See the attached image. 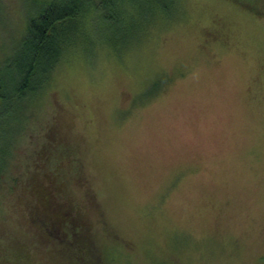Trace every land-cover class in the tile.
Returning <instances> with one entry per match:
<instances>
[{
  "label": "rangeland",
  "instance_id": "rangeland-1",
  "mask_svg": "<svg viewBox=\"0 0 264 264\" xmlns=\"http://www.w3.org/2000/svg\"><path fill=\"white\" fill-rule=\"evenodd\" d=\"M45 1L0 0V264H264V17L114 0L20 92Z\"/></svg>",
  "mask_w": 264,
  "mask_h": 264
},
{
  "label": "trees",
  "instance_id": "trees-1",
  "mask_svg": "<svg viewBox=\"0 0 264 264\" xmlns=\"http://www.w3.org/2000/svg\"><path fill=\"white\" fill-rule=\"evenodd\" d=\"M116 1L120 2V0ZM237 1L253 13L264 17V0ZM147 3L169 11L168 8L174 5L175 0H147ZM40 6L39 14L30 20L26 35L15 50L19 76L18 78L12 76L10 82L15 83L20 92L31 90L36 93L41 89L42 83L50 78L65 52L68 27L72 22L90 10L96 11L99 15L105 12L108 14L112 7L115 10L114 0H47ZM115 7L120 8L118 5ZM114 10H112L113 15H115ZM104 17L102 16L101 19ZM38 74L43 81L34 83ZM8 88V81L0 77V98L6 96ZM79 240L82 241L81 244L86 241L83 238Z\"/></svg>",
  "mask_w": 264,
  "mask_h": 264
}]
</instances>
